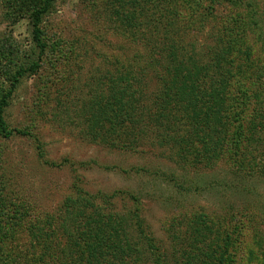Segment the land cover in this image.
Here are the masks:
<instances>
[{"label":"rangeland","instance_id":"rangeland-1","mask_svg":"<svg viewBox=\"0 0 264 264\" xmlns=\"http://www.w3.org/2000/svg\"><path fill=\"white\" fill-rule=\"evenodd\" d=\"M105 1L92 8L90 0H56L43 19L42 57L29 21L5 17L0 9V47L7 56L0 83L10 77L6 59L26 68L39 64L15 88L4 114L7 134L0 133V264H33L39 255L35 241L47 232L63 240L60 208L80 190L117 230L112 237L134 243L133 254L146 255L132 264H153L151 255L166 257L168 264H264V175L238 185L225 160L207 167L192 163L200 160V146L185 160L179 146L170 149L152 139L144 153H133L109 148L99 134L90 104L97 82L113 71L107 63L145 56L138 42L113 34L116 24L108 23L106 13L101 18ZM146 1L148 14L154 13L160 0ZM167 2L163 12L171 8ZM182 2L176 1L185 17ZM191 2L197 6L192 44L210 48L223 37L234 67L261 69L235 78H264V0ZM110 122H104L106 136L115 138ZM113 194L114 204L99 198Z\"/></svg>","mask_w":264,"mask_h":264},{"label":"trees","instance_id":"trees-1","mask_svg":"<svg viewBox=\"0 0 264 264\" xmlns=\"http://www.w3.org/2000/svg\"><path fill=\"white\" fill-rule=\"evenodd\" d=\"M55 1L0 0L5 17L29 21L32 44L41 57L46 50L43 19ZM90 1L92 8L98 6L99 0ZM176 1L170 0L171 8L163 12L161 6L168 2L160 0L163 4H154L152 14H148L146 0H107L99 6L105 7L101 18L106 13L108 23L116 24L113 34L128 44L138 42L145 56L140 60L134 55L138 62L125 61L126 58L119 61L116 57L107 63L113 71L105 72L104 79L97 82L90 104L91 112L99 119L95 125L109 148L118 146L132 152L141 149L139 152L144 153L142 150L152 147L154 139L170 149L179 146V159L187 160L185 154L200 146L195 149L197 154L194 152L200 160L192 159L193 164L201 161L207 167L225 160L237 184L245 185L248 178L264 175V78L235 76L253 73L254 67L260 71V66L234 67L232 49L223 37L212 47L198 50L192 44L195 38L189 37L197 6L183 0L181 5L186 4L189 12L184 17ZM213 1L222 4L238 0ZM202 19V15L198 16L200 25ZM1 50L0 47V70L5 71L3 58L7 56ZM6 60L10 77L0 83V133L5 135L4 114L15 88L26 75L33 76L39 70L37 62L26 68ZM231 71L236 74L231 75ZM105 120L113 122L112 130L117 129L115 138L106 136ZM76 196L60 208L63 240L48 238L47 233L54 231L42 235L44 238L35 241L39 255L33 264H132L143 260L146 255L132 253L134 243L124 245L110 235L117 230L101 219L93 197L81 190ZM99 198L112 202L115 195ZM151 256L153 264H168L166 257ZM198 258L195 256L193 261Z\"/></svg>","mask_w":264,"mask_h":264}]
</instances>
